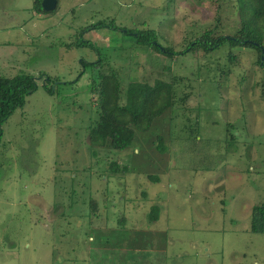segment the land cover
<instances>
[{"label":"rangeland","instance_id":"obj_1","mask_svg":"<svg viewBox=\"0 0 264 264\" xmlns=\"http://www.w3.org/2000/svg\"><path fill=\"white\" fill-rule=\"evenodd\" d=\"M216 1L224 0H177L173 7L168 0H58L56 10L38 14L32 0H0V75L30 74L37 85L2 127L0 264H112L135 245L145 264H264V235L247 230L252 207L264 203V72L256 52L231 48L237 61L227 77L194 73L185 103L192 111L176 118L174 112L166 136L186 138L187 130L197 143L174 140L158 150L150 134L132 149L97 156L86 138L93 73L82 65L97 55L67 47L84 26L114 20L120 28H151L165 38L162 45L179 51L187 44L184 32L202 31L217 13L228 28L238 22ZM83 38L102 54L133 44L106 29ZM228 50L212 54L211 66L200 61L201 52L180 57L174 71L222 69L215 61H225ZM132 55L143 58L136 49ZM40 74L68 84L49 95ZM229 131L241 149H225L234 145L225 142ZM113 161L128 174L107 193L98 175ZM153 206L160 208L156 222L149 216ZM34 213L39 224L30 222Z\"/></svg>","mask_w":264,"mask_h":264},{"label":"trees","instance_id":"obj_2","mask_svg":"<svg viewBox=\"0 0 264 264\" xmlns=\"http://www.w3.org/2000/svg\"><path fill=\"white\" fill-rule=\"evenodd\" d=\"M168 1L169 3L172 2V7L177 2V0ZM41 2L42 0H32L33 9L38 14H46L41 9ZM216 2H219V6L220 4H227L230 7V11L228 9L227 11L232 17L235 15L238 22L228 25V28L222 24L220 13H217L213 18L212 25L205 27L202 31L201 29L199 31L192 29L185 31L184 41H187V44L184 49L179 51L170 46L162 45L161 41H165V38L151 28H120L114 20L84 26L79 33V38L67 45L69 49L90 50L97 55L91 62H83L82 64L85 70L89 67L93 73L88 87L90 96L95 98L94 102L91 100L93 123L86 131L89 148L91 151H95H93V155L95 153L97 156L101 155V150L104 152H122L132 149L136 142L143 141L150 134L151 144L156 146L158 150L164 148L166 143L174 140L185 144H189L191 141L197 143L196 134L187 130H185L186 138L176 136L179 138L169 137L167 139L168 121L171 122L173 118L179 117L187 111L189 113L192 111L185 107V103L193 91L191 81L194 73L198 72V75L210 74L213 71L216 72V76L219 74L221 77H227L232 73L237 56L233 55L234 52L231 51V48L240 47L255 51L257 54L255 64L264 72V60H262L264 58V0ZM226 28H231L233 32L230 35L222 34ZM101 29L117 31L123 37H130L132 46L123 48L112 45L110 47L112 51L108 48L102 54V49L99 50L100 47L83 38L84 33ZM119 30H124V32ZM110 40L113 41L114 39L111 38ZM222 47L229 49L225 53L226 60H216L215 62L221 63L223 68L209 67L213 64V62H211L212 64L209 63L212 54ZM134 49L143 55L144 60L142 62L140 59L143 58L132 55ZM197 52L202 53L200 61L204 59L209 65L205 72L201 70V67H198L195 72L193 70V73L185 75L174 71V63L172 62L180 57L189 59L190 55ZM126 62H132L134 66L127 67L125 66ZM85 70H81L77 80L85 74ZM41 77L46 78L43 86L49 95L55 92V85L68 84L61 83L59 79L52 80L45 74H40L39 78ZM260 85L262 86L261 95L264 97V80L261 81ZM36 90L35 77L30 74L21 73L12 78L0 75V141L3 125L16 109L23 107L25 98L32 95ZM174 112L176 115L172 118ZM154 131L159 134L157 137L153 135ZM234 140L235 138L229 131V136L226 135L225 142L227 144L234 142V145L225 144V149H241L242 147ZM240 145L242 146L241 143ZM194 146L198 148L197 144ZM79 172L76 170L71 173L78 174ZM127 174L128 168L126 166H121L118 161H113L105 164L102 173L98 175V180L103 181L105 187L108 188L106 192L111 193L110 187H112L115 179L121 176L125 177ZM69 179L73 180L71 176ZM90 179L92 181L93 176ZM150 179L154 182L158 181L156 176H150ZM75 183L77 181L70 182L72 188L70 192L73 194H76V190L73 188ZM101 195L105 197L104 190L101 191ZM159 214V207H151L149 211L151 222H156L159 219ZM40 218L36 217L34 213L30 222L39 224ZM247 230L251 234L264 235V203L252 207ZM140 250L139 245H135L132 252L129 249L123 250L124 252L120 255L122 260L112 262V264H145L142 257L143 252ZM111 256L113 259L115 254L111 253Z\"/></svg>","mask_w":264,"mask_h":264},{"label":"water","instance_id":"obj_3","mask_svg":"<svg viewBox=\"0 0 264 264\" xmlns=\"http://www.w3.org/2000/svg\"><path fill=\"white\" fill-rule=\"evenodd\" d=\"M57 3H58L57 0H42L41 9L44 13L53 12L57 8ZM119 31L124 32V30H119ZM262 60H264V58H262Z\"/></svg>","mask_w":264,"mask_h":264}]
</instances>
